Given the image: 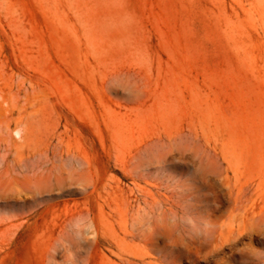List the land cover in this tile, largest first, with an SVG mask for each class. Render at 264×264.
I'll list each match as a JSON object with an SVG mask.
<instances>
[{
	"label": "rangeland",
	"instance_id": "obj_1",
	"mask_svg": "<svg viewBox=\"0 0 264 264\" xmlns=\"http://www.w3.org/2000/svg\"><path fill=\"white\" fill-rule=\"evenodd\" d=\"M0 64V264H168L205 227L264 264V0H0Z\"/></svg>",
	"mask_w": 264,
	"mask_h": 264
},
{
	"label": "bare ground",
	"instance_id": "obj_2",
	"mask_svg": "<svg viewBox=\"0 0 264 264\" xmlns=\"http://www.w3.org/2000/svg\"><path fill=\"white\" fill-rule=\"evenodd\" d=\"M242 193H243V191H242ZM128 196H129V194H128ZM136 203H138V202H136ZM137 206H139V205L137 204ZM210 207H212L213 209L208 207L209 212H208V215L205 217V221H204L206 226L210 223H213V221H214L213 220V218H214L213 212H216V210H219L217 202H214V204L211 205ZM199 209H201V206H199V205H197L195 207H189L188 206V207H184L183 209L176 208V210L173 211V216L178 222L190 223L191 226H194L192 223L199 221V219L201 218V212H199ZM252 210H254V209H252ZM131 212H132V210H131ZM196 219H198V220H196ZM146 229H148V228H146ZM184 232L186 234H188V237H186V239H188V243H184L179 238H176V239H173L170 242V244L164 248V252L165 253L167 252L165 254V256H166V259L168 260V264H181L184 260H186V261L188 260L190 264H197L201 260H204L206 262H210L211 264H226V262L231 260L232 257L234 256L236 249L234 248L233 244L241 237V235H243L245 233H249V234H251V236H253V233H254L252 228H249V229L246 228V229H244V231L242 233H237L236 235H234L233 232H230L229 236L226 238H222L221 236L220 237L217 236V238H216L214 236L212 237V232L207 227H205L204 229L201 230L203 237H199L197 235L191 236L190 232L186 231V230H184ZM147 235H149V234H147ZM207 238H212V240L208 241ZM191 245H195L194 248H191ZM227 247L230 248V253L229 254H222V252ZM260 257H261V254H259L257 252H253V255L250 256L249 259L255 261V260H259Z\"/></svg>",
	"mask_w": 264,
	"mask_h": 264
}]
</instances>
